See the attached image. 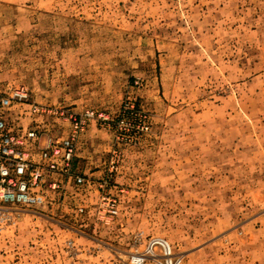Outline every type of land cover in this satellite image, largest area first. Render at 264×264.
<instances>
[{"label": "rangeland", "instance_id": "obj_1", "mask_svg": "<svg viewBox=\"0 0 264 264\" xmlns=\"http://www.w3.org/2000/svg\"><path fill=\"white\" fill-rule=\"evenodd\" d=\"M19 86L112 123L134 104L150 129L119 140L90 121L87 182L57 174L56 202L0 232V264H130L152 237L182 264H264V0H0V99ZM3 113L19 133L72 128L29 103ZM104 192L120 200L109 224Z\"/></svg>", "mask_w": 264, "mask_h": 264}, {"label": "built area", "instance_id": "obj_2", "mask_svg": "<svg viewBox=\"0 0 264 264\" xmlns=\"http://www.w3.org/2000/svg\"><path fill=\"white\" fill-rule=\"evenodd\" d=\"M0 103L3 109L29 103L33 116L62 115L71 122L72 127L70 134L63 138L43 133L46 127L19 133L10 119L4 113L0 114V232L15 225L20 211L41 213L56 202L57 191L63 187V180L57 178V174L67 182L73 180L76 185L87 182L85 176L74 172V162L80 135L90 121H101L108 127L114 125L119 140L126 132L131 138L137 139L150 129L148 115L137 112L134 104L124 110L116 123H112L110 115L104 111L92 108L76 111L31 102L30 91L26 86L13 88L3 95ZM116 164L118 161L113 159L112 169L117 168ZM100 187H108V179ZM79 211L83 212L84 208L79 207ZM119 213L118 196L110 192L102 193L96 208L98 220L109 224ZM150 260L156 264H182L183 256L174 252L168 239L152 237L142 251L131 256L130 264H146Z\"/></svg>", "mask_w": 264, "mask_h": 264}]
</instances>
